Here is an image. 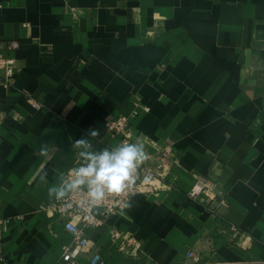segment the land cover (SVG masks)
Wrapping results in <instances>:
<instances>
[{
  "label": "crops",
  "instance_id": "1",
  "mask_svg": "<svg viewBox=\"0 0 264 264\" xmlns=\"http://www.w3.org/2000/svg\"><path fill=\"white\" fill-rule=\"evenodd\" d=\"M4 58L0 264L57 262L72 234L42 209L48 189L90 131L96 150L117 145L104 121L120 114L147 155L171 146V186L85 227L86 249L109 264H264V0H0ZM197 176L211 189L192 199ZM113 228L140 248L120 251Z\"/></svg>",
  "mask_w": 264,
  "mask_h": 264
},
{
  "label": "built area",
  "instance_id": "2",
  "mask_svg": "<svg viewBox=\"0 0 264 264\" xmlns=\"http://www.w3.org/2000/svg\"><path fill=\"white\" fill-rule=\"evenodd\" d=\"M16 46V40L8 41V47ZM0 64L3 67V83L7 85L9 78L14 74L16 64L12 58L0 59ZM32 105L35 107L40 106L37 101H32ZM144 109L147 110L148 107L144 106ZM134 113H137L136 110H134ZM104 126L107 130L118 136L117 145L122 142L133 143L134 130L127 115L120 114L110 117L104 121ZM171 155V146L169 144L161 146L156 154L147 155L148 159L152 158L155 160L154 166L148 161L140 165L137 169L135 183L131 191L122 195H110L106 198L103 206L94 207L91 211H84L79 207L78 202L83 199V194H75L67 201H57L54 199L43 205L42 209L66 215L64 227L72 234L71 242L63 245V250L55 264H109L96 247L86 249L88 238L84 232V228L102 224L109 215L122 209L123 203L127 202L136 193L152 192L157 189L170 187L171 185L164 178L167 170L165 161H168ZM77 166H79V163L73 167ZM70 169L65 172L64 178L68 176ZM210 189L209 179L197 176L187 191V195L192 199H196L201 193ZM214 198L215 195L210 197V210L213 209ZM66 204H71V207L66 208ZM94 209H98V214L94 212ZM111 236L117 242V247L120 251L131 253L140 248V242L128 232L113 228ZM187 255L192 258L193 262L199 261V257L192 250H189Z\"/></svg>",
  "mask_w": 264,
  "mask_h": 264
},
{
  "label": "clouds",
  "instance_id": "3",
  "mask_svg": "<svg viewBox=\"0 0 264 264\" xmlns=\"http://www.w3.org/2000/svg\"><path fill=\"white\" fill-rule=\"evenodd\" d=\"M87 135L90 138L82 137L72 144L78 150L79 166L70 169L59 185L50 187L48 195L57 201H67L75 194H83L79 207L91 211L94 207L103 206L110 195L131 191L137 169L148 156L140 142H122L112 148L96 150L91 140L99 136V132L92 130ZM46 177L47 172H44L41 179ZM65 207L70 208L71 204ZM132 207L131 201L123 203L124 209L131 210Z\"/></svg>",
  "mask_w": 264,
  "mask_h": 264
}]
</instances>
